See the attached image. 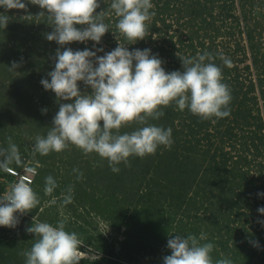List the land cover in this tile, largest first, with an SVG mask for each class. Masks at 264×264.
<instances>
[{
  "label": "trees",
  "instance_id": "16d2710c",
  "mask_svg": "<svg viewBox=\"0 0 264 264\" xmlns=\"http://www.w3.org/2000/svg\"><path fill=\"white\" fill-rule=\"evenodd\" d=\"M25 2L27 11H8L10 22L0 29V147H7L11 137L22 157L33 150L37 135L47 134L58 111L55 94L42 87L41 79L54 69L60 47L45 38L51 31L46 17L24 18L41 11L30 0ZM100 2L97 12L106 10L111 0ZM152 3L155 15L147 23L144 40L130 45L111 16L105 19L110 29L100 44L88 41L67 47L108 52L122 43L130 51L147 48L158 55L167 72L183 71L181 57L208 51L230 87V115L202 119L174 103L162 108L164 115L148 123L172 129L171 147L160 146L144 158L130 157L128 165L118 166V173L97 154L85 155L71 145L59 153L36 154L32 164L40 167L31 187L41 203L25 214L28 225L14 231L0 227V264H25L21 253L34 242V235L26 232L33 217L53 225L65 220L66 230L78 234L80 250L99 255L80 258L79 264H163L171 254L169 236L199 237L201 232L215 245L214 261L223 255L233 264H264V225L257 222L264 220L258 212L264 207V196L258 195L264 193V0ZM4 11L0 8V13ZM220 54L231 59V68L223 65ZM21 59L17 71L8 70L11 62ZM80 88L85 90L82 83ZM139 126L133 122L120 132ZM74 168L83 179L76 178ZM3 175L0 172V178ZM49 175L58 184L51 196L44 193ZM70 185L73 202L62 206V194ZM53 198L57 203L47 206ZM89 215L103 218L114 233L121 232L122 239L92 234L87 228Z\"/></svg>",
  "mask_w": 264,
  "mask_h": 264
},
{
  "label": "clouds",
  "instance_id": "9594fccd",
  "mask_svg": "<svg viewBox=\"0 0 264 264\" xmlns=\"http://www.w3.org/2000/svg\"><path fill=\"white\" fill-rule=\"evenodd\" d=\"M30 3L41 11L24 18L46 17L51 31L45 33V38L60 46L55 52L54 69L41 79L42 87L55 94L58 111L47 134L35 137L33 156L59 153L71 145L85 155L97 154L108 161L113 173H118V166L128 165L130 157L144 158L154 155L160 146L171 147L172 129L148 123L149 119L159 120L164 115L162 108L174 103L179 110L187 109L202 119L230 115V87L223 82L222 69L208 51L181 57L183 71L167 72L163 61L147 48L130 51L122 43L108 52L103 48L74 51L67 47L88 41L100 44L110 29L105 19L111 16L116 18V30L130 45L144 40L147 23L155 15L151 11L152 0H111L109 7L99 12L100 0H30ZM0 8L5 10L0 13V29H6L10 22L7 12L27 11V3L0 0ZM219 59L224 66L232 67L230 58L220 54ZM21 66L22 59L19 63L13 61L8 70L17 71ZM42 111L46 113L47 109ZM133 122L140 126L131 132H120ZM13 165L22 167L25 177L37 174V166L25 162L18 146L8 137L7 147H0V172H8ZM73 172L78 180L83 179L79 169L74 168ZM57 187L54 177H45V195L51 196ZM72 193L70 185L62 194V206L73 202ZM40 203L26 179L16 180L0 195V227L15 228L19 215L30 213ZM50 203L56 204L57 199ZM258 212L264 215V207ZM257 222L264 225V220ZM26 232L35 239L30 250L21 253L25 264H79L83 255L81 240L77 233L66 230L65 220L53 225L33 217ZM207 241L203 232L199 237L169 236L167 248L171 254L163 258V264H233L223 255L214 261L215 245ZM250 242L259 248L258 242Z\"/></svg>",
  "mask_w": 264,
  "mask_h": 264
},
{
  "label": "rangeland",
  "instance_id": "374dc122",
  "mask_svg": "<svg viewBox=\"0 0 264 264\" xmlns=\"http://www.w3.org/2000/svg\"><path fill=\"white\" fill-rule=\"evenodd\" d=\"M24 144H26V142ZM22 158L26 162L34 163L32 150H30L28 155L23 156ZM37 165H38V167H40V164H37ZM50 205H51V203L47 204V206H50ZM63 212H65V210L60 211V213H63ZM17 215H19V214H17ZM34 218H36V217H34ZM31 220H33V218ZM87 220H88V223L90 224V225L88 224V226H87L88 231H90L92 234L99 232V233H102L106 236L113 238L115 241H117V240L120 241L122 239L121 232L120 233H114L109 228L108 224L106 223V221L103 218L97 217V216L94 217L93 215H91V216L89 215V217H87ZM29 222H30V218H28L25 214L19 215V224L15 228H12V229H13V231L17 230L18 226L28 225ZM85 226H86V224H85ZM80 247H83V246L80 245ZM80 251L83 253L81 258L95 259V258L99 257V255H96L94 252H91V250H85L86 252H84V250H80Z\"/></svg>",
  "mask_w": 264,
  "mask_h": 264
},
{
  "label": "built area",
  "instance_id": "2783aa9c",
  "mask_svg": "<svg viewBox=\"0 0 264 264\" xmlns=\"http://www.w3.org/2000/svg\"><path fill=\"white\" fill-rule=\"evenodd\" d=\"M33 165L37 166L35 164H33ZM37 174H38V170H37ZM37 174L34 176L25 177L22 167H20L18 169L11 167L8 172H4L3 177L0 178V182L4 183V192H5L11 183H14L16 180H18L20 178L26 179V181L28 183H30V185L32 186L35 182V178H36ZM4 192H2L0 195H2Z\"/></svg>",
  "mask_w": 264,
  "mask_h": 264
}]
</instances>
